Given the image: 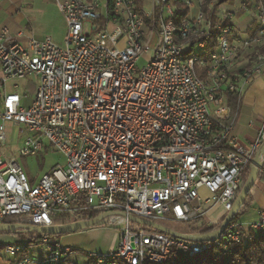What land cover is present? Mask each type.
Segmentation results:
<instances>
[{"label": "built area", "instance_id": "1", "mask_svg": "<svg viewBox=\"0 0 264 264\" xmlns=\"http://www.w3.org/2000/svg\"><path fill=\"white\" fill-rule=\"evenodd\" d=\"M55 2L67 27L63 46L50 38L22 45L0 32V86L36 80L28 108L16 85L1 100L0 224L11 216L42 228L56 218L79 223L85 213L124 217L116 247L88 254L87 264H178L264 238V210L248 224L232 220L213 242L130 220L189 225L232 209L264 147V119L249 147L233 136L244 87L264 72V0H181L185 13L175 0ZM241 15L250 21L244 36L235 25ZM6 123L26 132L19 157H35L46 140L65 164L31 183L1 153ZM39 246L45 253L36 254ZM2 249L16 264H75L79 253L40 234Z\"/></svg>", "mask_w": 264, "mask_h": 264}, {"label": "rangeland", "instance_id": "2", "mask_svg": "<svg viewBox=\"0 0 264 264\" xmlns=\"http://www.w3.org/2000/svg\"><path fill=\"white\" fill-rule=\"evenodd\" d=\"M26 2H28L29 5H27ZM226 8L232 10L231 3H229ZM19 11L21 15L14 20V25L22 30L25 37H34L36 41H43L45 38H50L57 46H63L67 27L63 16L56 6L55 0L25 1L23 5H21V8H19ZM245 18L246 15L238 16L236 19L237 23L242 25ZM239 32L242 33V31H238V34H240ZM156 42L157 38L154 35L148 44L149 52L144 54L137 63L138 68L143 67L150 59ZM35 81L33 76H28L24 80L8 83L5 89L0 86V111L3 95L6 91L10 92L13 85L17 86V89L13 91L25 96L22 106L28 108L32 103ZM25 134L26 132L22 126L6 123L5 144L3 148H1V153L7 157H13L29 179L37 181L55 165L63 166L65 164L64 157L60 153L52 151L46 140L42 141L44 149L35 157H19L18 150ZM248 169L249 166L246 167V172ZM245 176L246 174L244 173L243 177L245 178ZM226 215L227 214L222 210H217L212 215L203 218L199 224H197L199 226L202 224L209 227L215 226V224H211L210 218L212 220L214 219L216 223H219ZM238 219L236 221H239ZM162 225L179 233L185 232L188 226V224L170 222H162ZM125 227L126 221L124 217L113 215L106 217L104 224H97L81 231L59 235L56 236L55 239H57L62 247L72 248L79 252L78 256L72 259L75 264H87L88 254L106 253L111 248L116 247L118 233ZM31 233L33 235L39 234L33 231H31ZM15 240L16 238L12 234L3 233L0 235L1 244H12ZM3 247L4 246L0 247L1 252H3ZM35 252L36 254L40 252L45 253V247L39 246ZM10 264L16 263L13 260Z\"/></svg>", "mask_w": 264, "mask_h": 264}, {"label": "crops", "instance_id": "3", "mask_svg": "<svg viewBox=\"0 0 264 264\" xmlns=\"http://www.w3.org/2000/svg\"><path fill=\"white\" fill-rule=\"evenodd\" d=\"M25 1L42 0H0V32L3 29H6L8 33L22 45H24L29 39L36 40L34 39V37H25L22 33V30L14 25V20H16V18L21 15L19 14V8H21V5H23ZM26 4L29 5L28 2H26ZM249 24L250 21L248 20V17L244 19V23L242 25H239L237 23V20H235V25L237 26V29L240 28L239 31H242V33L239 32V35H245L246 27ZM263 119L264 72L244 87L243 93L240 97V113L233 129V136L235 137L237 144L243 147H249L256 140L261 129ZM37 181L34 179H30L31 183H36ZM249 195L251 199L249 209L238 219L241 223L244 224H248L250 222L255 221L257 218L258 211L264 210V165L262 170L256 177L254 185L249 192ZM217 210L221 209L218 208L215 211ZM16 230L18 229H14L13 231L16 232ZM2 234L3 233H0V235ZM10 234H12L16 238L13 243L21 241V238L17 237L14 233ZM30 236H33V234H30ZM26 239H29V237H26ZM5 245L0 243V247ZM10 262L11 259L8 258L4 254V252H1L0 250V264H10Z\"/></svg>", "mask_w": 264, "mask_h": 264}, {"label": "trees", "instance_id": "4", "mask_svg": "<svg viewBox=\"0 0 264 264\" xmlns=\"http://www.w3.org/2000/svg\"><path fill=\"white\" fill-rule=\"evenodd\" d=\"M209 1V0H206ZM181 0H175V4L180 8L181 11L184 13L187 11V8L184 6H181ZM231 100L233 98L231 97ZM263 165H264V155H263ZM244 173L246 174L245 178L242 177V185L246 181L247 177L249 176V169L244 170ZM243 173V175H244ZM259 174V173H258ZM257 174V176H258ZM250 195L248 194L247 197L244 199L243 203L241 204V207L236 214V217L233 219L234 221L237 220L242 214H244L248 209L250 205ZM99 214L98 213H85L83 214L79 219L78 222H85L90 221L94 218H96ZM19 217L17 216H11L7 217L3 220L2 224L5 225H19L18 223ZM224 220V219H223ZM222 220V221H223ZM219 222L215 226H205V225H198L200 220H197L193 222L192 224H189L183 233H198L200 235L208 234L213 231H216L220 224ZM198 223V224H197ZM70 225V223H67L63 218H56L53 221L54 227H62ZM5 234L14 233L17 237L21 238L20 240H27L26 237H33L30 236L32 234L28 230L18 229L16 232L14 231H6V232H0ZM38 236V234H36ZM45 235V234H40ZM48 236V235H46ZM54 237V236H49ZM264 243V238L256 239L253 237V235H250V242L249 245L245 248L241 247L240 245H231L229 247L230 254H228L226 251L222 250H210L208 253H205L201 257H197L192 260H186V261H179L178 264H264V249L262 248V245ZM25 255V253H24Z\"/></svg>", "mask_w": 264, "mask_h": 264}, {"label": "water", "instance_id": "5", "mask_svg": "<svg viewBox=\"0 0 264 264\" xmlns=\"http://www.w3.org/2000/svg\"><path fill=\"white\" fill-rule=\"evenodd\" d=\"M263 155H264V147L256 154L254 159L251 161L250 166H249V176L247 177L246 181L242 185V187H241V189H240V191L236 197V200L234 202L232 209L227 213L224 220L220 224V227L216 231H213V232L208 233V234L199 235V236H190V235H185V234L170 230V229L165 228L164 226H162L160 224H156L153 222H145L142 220H137L134 217H130V220L134 223L150 226V227L154 228L155 230H157L161 233L167 234V235H171V236H175V237H179V238H183V239H187V240L200 241V242H213L217 238L220 237L222 231L236 217V214L238 213V211L241 207V204L243 203L244 199L247 197L251 188L254 185L257 174L263 168V164L260 161V158H262ZM108 216H109V214H104V215L98 216V217H96L90 221L79 222V223L70 224V225L62 226V227H50V228L34 227V226H28V225L0 224V232L13 231L14 229H23V230L33 231V232H36L39 234H45L48 236L56 237V236L63 235V234H69V233L81 231V230H84V229L89 228L91 226L97 225V224H99V221L101 219L108 217Z\"/></svg>", "mask_w": 264, "mask_h": 264}]
</instances>
